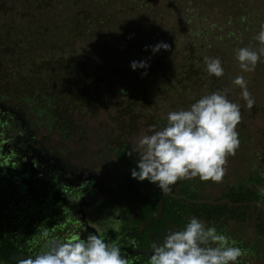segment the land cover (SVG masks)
I'll return each instance as SVG.
<instances>
[{"label": "trees", "instance_id": "obj_1", "mask_svg": "<svg viewBox=\"0 0 264 264\" xmlns=\"http://www.w3.org/2000/svg\"><path fill=\"white\" fill-rule=\"evenodd\" d=\"M122 1L126 8H122L121 12L133 10L138 12L137 16L141 14L138 19L140 24H130L131 19L121 24L125 30L131 25L127 35L134 33L124 42L128 52H134L138 43L146 42V37H157L150 46L142 44L141 51L146 63L149 62L148 57L157 56L156 61L160 65L153 67L149 75L152 74L151 85L155 86L158 95L165 96L173 86L178 85L176 82L180 75L187 78L181 81L179 92L186 85L201 86L204 80L217 91L226 86L230 88L229 77L233 80L237 75H243L245 79L257 83V79L261 80L264 76V62L258 63L253 72H242L235 59L237 49L259 47L255 36L264 23V0ZM98 2L104 10L97 9L85 17V21L94 27L91 30L98 35L97 38L105 31L103 24L109 25L110 17L116 15L108 12L106 15L109 18L106 19L102 13L117 0H109L108 3L104 0L106 4L103 0ZM147 20H151V26ZM120 27L116 26L115 30ZM142 28L146 29L144 33ZM152 28L157 33L152 32ZM160 42L167 43L169 48L154 53L152 47ZM66 53H61L66 57L57 65L61 71L59 74L48 60L42 62L47 76L39 80L38 86L49 83L54 92L48 94L35 89V94L22 97L25 101L22 102L21 97L10 100L0 91V264H17L21 258L34 257L46 242L43 237L45 231L50 238L65 240L86 238L89 233H96L107 243L118 245L129 264H148L152 254L150 245L162 241L170 229H182L192 216L206 226H214L218 234L230 237L245 254L253 258L262 256L257 242H241L227 228L233 221L251 220L250 206L253 205L259 211L256 216L258 236L264 235V184L260 187L236 184L212 203L200 196L195 180H180L172 187V192L165 195L156 184L132 178L131 171L138 160L127 157L128 151L121 143L115 150L120 164L112 163L115 179H104L98 188L94 178L93 181L89 180V176H86L87 181L78 179L83 171L72 166L69 155L49 147L48 138L40 140L36 137L35 127L41 125L55 128L64 137H70L75 132L76 129L67 122L71 114L65 117L63 110L60 113L50 110L64 107L63 100L66 98L69 97L76 106L102 99L98 82L90 78L85 64L77 61L76 55L71 56L73 50ZM205 56L221 60L224 68L222 77L207 74ZM185 66L187 69L180 70ZM140 70L148 78L147 69ZM119 84H113V87L118 89L122 83ZM232 86L234 89L237 87ZM148 87L147 82L140 80L132 88L124 87L123 93L127 95L121 101L124 103L120 105L121 113L134 117L135 108L140 104L143 107L147 105ZM75 88H78L76 95ZM80 93L84 94L79 96ZM227 98H230L228 93ZM165 121L158 118L153 122L159 125ZM127 127L129 131L132 125ZM254 179L258 183L264 182L262 168L251 174L249 180L252 182ZM79 203L83 206L82 212L77 210L81 207ZM95 204L100 217L90 221L86 210L92 209ZM108 217L115 219L113 226L108 225ZM240 264H248V260L242 257Z\"/></svg>", "mask_w": 264, "mask_h": 264}, {"label": "rangeland", "instance_id": "obj_2", "mask_svg": "<svg viewBox=\"0 0 264 264\" xmlns=\"http://www.w3.org/2000/svg\"><path fill=\"white\" fill-rule=\"evenodd\" d=\"M108 2L109 0L106 3ZM99 3L98 0L85 2L83 0H0V91L10 97V100L12 97L17 99L21 97V101L25 102L22 97L35 94V89L51 93L53 89L49 83L38 86L39 80L47 76L42 62L48 60L59 74L61 71L57 65L66 57L61 53L70 50L74 51L72 57L76 55L78 58L76 60L85 64L90 78L98 82L102 99L92 103L83 102V106L81 104L76 106L68 97L63 100L64 107L50 108L51 112L60 113L63 110L65 117L71 114V119L67 122H70L76 130L70 137H64L61 132L46 125L35 127L34 130L38 139L48 138L49 147L70 156L72 166L75 165L83 171L78 177L79 180H84L86 176L92 177L97 182L98 188L104 179L108 178L109 181L115 179V176H112L114 173L112 163H119L115 151L118 145L122 143L129 152L142 134H150L149 128L155 124L153 122L155 119L166 120L169 112L188 109L198 97L216 91V87L211 89L204 80L200 83L201 86L186 85L188 87H181L182 90L179 92L181 81L187 78L185 75H180L178 77L180 79L176 82L179 83L178 85L173 86L165 96L158 95L157 90H154L155 86L151 85L152 74L149 75L153 67L160 65L156 61L157 56L148 57L146 68L148 78L145 72L140 70L143 68L131 67L132 61L144 60L142 44L147 43L150 46L157 37L152 35L149 39L146 37V42L138 43L134 52H128L124 42L134 33L130 32L127 35L131 25L125 30L121 24L130 19L132 20L130 24H140L138 19L141 14L137 16L138 12L133 10L121 12L122 8H126L125 2L117 0V3L114 2L112 7H108L102 13L106 19L109 18L106 15L108 12L116 15L110 17L109 25L103 24L105 31L97 38L98 35L96 36L91 30L94 27L85 21V17L92 11L104 10ZM147 22L152 25L151 20ZM118 25L121 27L115 30ZM142 31L144 33L146 29L142 28ZM152 32L157 33L155 29ZM67 44L69 46L66 47ZM185 69L187 66L180 70ZM139 80L149 84V100L144 107L140 104L135 108L133 110L135 116L130 117L121 113L120 105L124 104L121 101L123 102L127 95L123 91L125 88L134 87ZM245 80L255 100L251 110L245 106L246 102L241 96L242 90L238 86L236 89L232 86L234 84L231 77L229 81L232 85L229 86L230 88L225 87L230 90L228 99L240 105L242 121L237 126L240 145L236 154L228 157L227 172L223 181L213 183L202 182L199 178L193 179L196 181L198 193L207 202H216L222 192L239 183L253 187L264 184V182L258 183L255 179L252 182L249 180L251 174L254 175L259 168L264 171V76L261 80L257 79V83L251 82L248 78ZM119 82L122 83L121 87L115 89L113 84L117 86L120 85ZM74 90L76 95L78 88ZM83 94L80 93L79 96ZM165 123L155 125L162 127ZM129 125L132 127L127 131ZM128 152L127 157L138 160L137 154L133 153L130 156ZM79 187L81 186H77ZM250 208L251 220L233 221L227 229L241 242H257L258 249L263 255L253 258L245 254L243 257L248 260V264H264V235L258 236L256 230V216L259 211L253 205ZM96 209L95 204L92 209L86 210L90 221L96 216L100 217ZM262 215L264 216V211ZM112 224H115V219L108 217V225L113 226Z\"/></svg>", "mask_w": 264, "mask_h": 264}, {"label": "clouds", "instance_id": "obj_3", "mask_svg": "<svg viewBox=\"0 0 264 264\" xmlns=\"http://www.w3.org/2000/svg\"><path fill=\"white\" fill-rule=\"evenodd\" d=\"M255 40L259 47H241L235 59L242 72L255 71L264 62V23ZM160 42L152 51L167 50ZM209 76L224 75L221 60L204 57ZM145 61H132L131 67L147 68ZM146 74V73H145ZM232 83L238 86L247 109L255 104L248 82L237 75ZM229 89L217 90L202 96L188 109L171 111L162 127L151 125L150 134H142L128 155L137 154L136 167L131 176L138 181L148 180L168 195L180 180L199 178L202 182L221 183L227 172L228 157L239 148L237 126L242 121L240 105L227 98ZM264 191V190H262ZM34 257L21 258L17 264H129L118 245L109 244L100 235L89 233L86 238L65 240L49 237ZM152 254L148 264H240L244 250L230 237L218 234L214 226H206L192 216L182 229L169 230L164 239L150 245Z\"/></svg>", "mask_w": 264, "mask_h": 264}, {"label": "flooded vegetation", "instance_id": "obj_4", "mask_svg": "<svg viewBox=\"0 0 264 264\" xmlns=\"http://www.w3.org/2000/svg\"><path fill=\"white\" fill-rule=\"evenodd\" d=\"M85 180L87 181V178H85ZM89 180H90V181H93V178L91 177ZM79 205L81 206L80 203H79ZM77 210H79L80 212H82V210H83V206L79 207Z\"/></svg>", "mask_w": 264, "mask_h": 264}]
</instances>
